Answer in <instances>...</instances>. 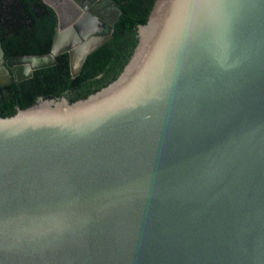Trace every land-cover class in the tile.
<instances>
[{"label": "water", "instance_id": "water-1", "mask_svg": "<svg viewBox=\"0 0 264 264\" xmlns=\"http://www.w3.org/2000/svg\"><path fill=\"white\" fill-rule=\"evenodd\" d=\"M105 1L0 86L78 75ZM136 34L105 86L0 116V264H264V0H154Z\"/></svg>", "mask_w": 264, "mask_h": 264}, {"label": "trees", "instance_id": "trees-1", "mask_svg": "<svg viewBox=\"0 0 264 264\" xmlns=\"http://www.w3.org/2000/svg\"><path fill=\"white\" fill-rule=\"evenodd\" d=\"M120 9L111 38L84 59L71 78L65 54L53 66L37 69L27 81L0 87V116L24 108L36 98L72 97L105 86L121 71L136 42V28L144 24L154 0H113ZM56 17L39 0H0V47L3 58L47 49Z\"/></svg>", "mask_w": 264, "mask_h": 264}, {"label": "flooded vegetation", "instance_id": "flooded-vegetation-1", "mask_svg": "<svg viewBox=\"0 0 264 264\" xmlns=\"http://www.w3.org/2000/svg\"><path fill=\"white\" fill-rule=\"evenodd\" d=\"M50 1L56 6V8H58V12H59L58 13V17H59V19H57V16L55 15L56 24L53 27L52 35H51L50 40H49L48 48L47 49H39V52H34L32 54L12 55V56H9V57H6V58H3L4 51L2 50V58H1V62H0V69L10 73L9 68H7V66H6V60H8V59L24 57V56H32V57L33 56H42V55L47 54L49 52V48H50V45H51V41H52V38H53L54 31L56 29H62L63 27L67 26L68 24H71V22L76 17H78V15L80 16L83 12H87L89 7H91L92 9H95L96 16L100 20H102V21H104L106 23L108 21H110V19L113 18L115 16V14H116V11L114 9L110 8L108 3L105 0H91L87 4V6L85 8V11H82L79 7L75 6L73 3H70V2L65 1V0H50ZM41 3H43L45 6L51 8L50 7V3H47V2H41ZM63 54L66 55V53H62V54H59V55L55 56L53 58L54 62L51 65H49V66L55 65L56 62H57V57L60 56V55H63ZM66 57H67V55H66ZM67 64H68V58H67ZM49 66H47V67H49ZM43 68H45V67H43ZM37 69H41V68H37ZM37 69L30 70V76L28 78H25V79H22V80H19V81H17L13 76H11L10 81L8 83L4 84L3 86H0V87L7 88L13 82L14 83H18V82L20 83L22 81H27L32 76L33 71H35ZM68 71H69V68H68ZM11 74H12V72H11ZM0 79L5 81V79L1 75V72H0Z\"/></svg>", "mask_w": 264, "mask_h": 264}, {"label": "rangeland", "instance_id": "rangeland-1", "mask_svg": "<svg viewBox=\"0 0 264 264\" xmlns=\"http://www.w3.org/2000/svg\"><path fill=\"white\" fill-rule=\"evenodd\" d=\"M46 2H47V3H50V4L52 3L50 0H47ZM53 5H54V4H53Z\"/></svg>", "mask_w": 264, "mask_h": 264}]
</instances>
